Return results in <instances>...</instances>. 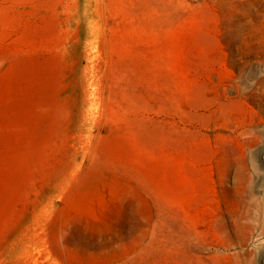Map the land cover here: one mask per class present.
<instances>
[{
	"label": "rangeland",
	"instance_id": "1",
	"mask_svg": "<svg viewBox=\"0 0 264 264\" xmlns=\"http://www.w3.org/2000/svg\"><path fill=\"white\" fill-rule=\"evenodd\" d=\"M0 264H264V0H0Z\"/></svg>",
	"mask_w": 264,
	"mask_h": 264
},
{
	"label": "bare ground",
	"instance_id": "2",
	"mask_svg": "<svg viewBox=\"0 0 264 264\" xmlns=\"http://www.w3.org/2000/svg\"><path fill=\"white\" fill-rule=\"evenodd\" d=\"M44 103V102H43ZM41 106H43L42 104H40ZM41 108V107H40ZM45 109V108H44ZM49 109V108H48ZM54 111V110H53ZM42 112V111H41ZM44 112H45V110H44ZM54 113V112H53ZM50 114V113H49ZM31 115H32V113H31ZM45 115V114H44ZM26 143V142H25ZM25 146V145H24ZM32 147V146H31ZM13 150H11V152H12ZM15 151V150H14ZM4 152V151H3ZM9 152H10V150H9ZM10 152V153H11ZM7 153V152H6ZM13 153V152H12ZM2 154V153H1ZM23 154V151L22 150H20V149H18V155L19 156H21ZM2 156H3V154H2ZM21 158V157H20ZM24 158V157H23ZM8 177V176H7ZM9 180H10V178H9ZM7 183H8V179H7ZM9 184V186H10V182L8 183ZM7 187V186H6ZM5 187V188H6ZM2 197V196H1ZM9 197V196H8ZM63 232V231H62ZM58 234V236H57V240H58V242L61 244V243H64L63 241H64V236H63V234L61 233V231L59 232V233H57ZM55 242H56V240H55ZM59 243H58V245H59ZM60 246H62V244L60 245ZM59 246V247H60ZM64 248H66V247H64ZM63 248L61 247V252L63 251L62 250ZM66 251V250H65ZM63 255V254H62Z\"/></svg>",
	"mask_w": 264,
	"mask_h": 264
}]
</instances>
